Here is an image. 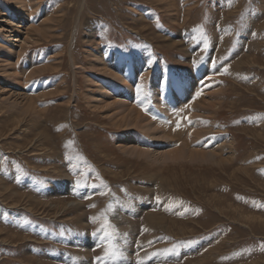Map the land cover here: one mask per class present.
I'll list each match as a JSON object with an SVG mask.
<instances>
[{
	"label": "rangeland",
	"instance_id": "1",
	"mask_svg": "<svg viewBox=\"0 0 264 264\" xmlns=\"http://www.w3.org/2000/svg\"><path fill=\"white\" fill-rule=\"evenodd\" d=\"M27 5L15 15L0 0V264H264V0ZM112 52L147 64L138 91L157 71L167 81L209 65L186 102L198 99L201 140L220 139L206 148L224 161L132 154L139 140L121 137L143 132L98 101ZM186 102L157 119L171 143L191 126Z\"/></svg>",
	"mask_w": 264,
	"mask_h": 264
},
{
	"label": "bare ground",
	"instance_id": "2",
	"mask_svg": "<svg viewBox=\"0 0 264 264\" xmlns=\"http://www.w3.org/2000/svg\"><path fill=\"white\" fill-rule=\"evenodd\" d=\"M10 1L13 2V4L16 6V11L14 12L15 15H17L20 7H23V9L25 10L28 9V0L27 2L26 0H23L24 5L22 4V0ZM6 22L9 27H13L16 25L14 19L11 18H7ZM34 30H36V28H34ZM7 49L10 51L11 47L8 45ZM7 49L5 48V50L3 51L4 56L10 55ZM113 60H115V63L112 62ZM109 65H112V67H107ZM146 65L147 64L143 59H127L122 54H114V52H112L110 58L107 59L105 67L103 68V70L107 71L108 76L112 78V81H109V79H104V84L101 86L102 92L99 94L98 101H104L105 104V99L109 98L112 99V101L120 103V105H118L119 110L117 114L119 119H117L118 117H116L117 121L129 126L131 125V127L132 125H134L136 128L140 129L143 132V134H137L133 132H130L128 135L124 134L121 137V140L131 141L134 139H138L139 143H134V146L136 147H132V149L130 150L131 153L133 154L136 150L137 152H139V155L145 156V158H147V156L149 155L152 162H158L162 165L167 162L177 163L181 160H188V162L192 163L212 162L213 164H221L225 159L221 157L220 153H218L221 152V150L215 149L217 152L214 149L207 150V146H210L209 143H213L211 142L212 137L201 140L202 135L206 133L208 128H205L206 126L203 127L206 120L203 118H199L201 116L200 114H203L204 110L197 111V109L194 107L199 103L198 99L191 103L186 102L188 101V99H190L192 93L197 92V90L199 89L200 85H196L197 81L205 78L202 86H206L209 83L208 76L211 73V67L209 65H202L183 69L178 76L172 77L167 81L163 80L162 72L157 71V73L155 75H151V78L149 79V88L148 86H145L142 91H138L137 87H134L133 84H137L141 81L142 78L148 77L149 74ZM211 84L216 86L217 81H212ZM110 92L113 93L112 96L109 94ZM134 92L135 95L133 94ZM133 95L135 96V98L132 97ZM212 98L213 97H211L210 99ZM134 99L139 100L142 104L144 102H151L153 104V107L157 110V113L154 114V116L156 115L157 118L153 117V115H150V117L154 119L155 122L151 118H149V116L143 114L141 107L136 105L133 106V103L136 104L137 102H133ZM33 102L34 100L32 98L28 99V106L31 107L30 109L34 108ZM184 102H186L185 104L191 106L190 109L192 108V112H189V116L191 117V126L187 127L185 129L186 131L183 129L184 132L182 133V136L176 139V143H171L169 139L172 137L171 134L174 133L169 132L167 129H165L166 127H159L157 123H159L160 120L157 119L173 121V115H169V113L172 112V109L175 107L176 109L182 107L183 105L180 104ZM215 104L217 103L215 102L212 106H214ZM109 105L110 103L105 104V106ZM176 116L177 114L174 115V118ZM176 134L178 135L179 131H176L175 135ZM189 135L193 137L195 142L194 144L191 143L190 138L188 139L187 136ZM151 137L155 139V143H150L148 147H143L145 145V142L149 141L147 138ZM118 140H120V138H118ZM184 140L187 141L184 142ZM212 140L219 141L220 139L214 137L212 138ZM165 142L167 143L165 144ZM163 145L164 148L162 149L161 147ZM148 151L151 152L149 153ZM159 170H161L162 172V168H160ZM157 175L158 174H156V176ZM163 182H166L165 177H158V183H160V186L163 185ZM144 208H147V206H144ZM145 217H149L150 219H152L156 216L153 215V213L148 212ZM85 246L91 248L92 243L87 241L85 243Z\"/></svg>",
	"mask_w": 264,
	"mask_h": 264
},
{
	"label": "snow or ice",
	"instance_id": "3",
	"mask_svg": "<svg viewBox=\"0 0 264 264\" xmlns=\"http://www.w3.org/2000/svg\"><path fill=\"white\" fill-rule=\"evenodd\" d=\"M177 126H179V122H177ZM113 254H117V253H115V251H114Z\"/></svg>",
	"mask_w": 264,
	"mask_h": 264
}]
</instances>
